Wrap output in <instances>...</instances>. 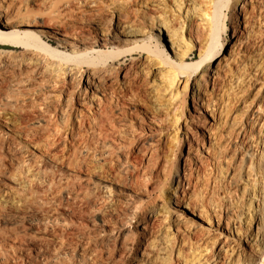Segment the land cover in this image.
<instances>
[{
	"label": "bare ground",
	"instance_id": "obj_1",
	"mask_svg": "<svg viewBox=\"0 0 264 264\" xmlns=\"http://www.w3.org/2000/svg\"><path fill=\"white\" fill-rule=\"evenodd\" d=\"M263 19L264 0H0V264L6 242L13 264H92L110 241L129 264H261ZM160 173L162 207L140 197Z\"/></svg>",
	"mask_w": 264,
	"mask_h": 264
},
{
	"label": "rangeland",
	"instance_id": "obj_2",
	"mask_svg": "<svg viewBox=\"0 0 264 264\" xmlns=\"http://www.w3.org/2000/svg\"><path fill=\"white\" fill-rule=\"evenodd\" d=\"M241 9V8H240ZM242 16H239V21L241 22L242 21ZM263 25H262V29H264V19H263V23H262ZM228 31H227V33L224 35V38H225V40H227L228 42H230V41H234V39H233V31H232V27L229 25V22H228ZM186 103H187V105H188V107H190L191 108V105H192V103H191V100L189 101L188 99L186 100ZM133 154V153H132ZM138 154V155H137ZM140 156H141V154L138 152H135L134 153V155L132 156L131 155V158H130V160L132 161V162H134V163H136V159H138L137 161L139 162V160H140ZM135 159H133V158ZM176 161V160H175ZM171 162V161H170ZM106 166V167H105ZM104 167H105V169H104V167H102V173L101 174H106L107 175V178H109L108 180L111 182L113 179L115 180H113L112 181V183H108V184H110V185H112V186H116L115 184V182L117 181H119V180H121L120 182H118V183H121V182H123V183H127L128 184V187H129V185L130 184H132V182L133 181H136L134 178L136 177L135 175H136V173L134 172V169L131 167L129 170H128V173L126 172V174H128V175H126L124 172H117V169H115V167L114 166H112V168H110V166L109 165H105ZM108 167V168H107ZM110 169V170H109ZM112 169V170H111ZM115 169V170H114ZM132 169V170H131ZM105 170H106V172H105ZM131 170V171H130ZM103 171H104V173H103ZM109 171V172H108ZM99 173V174H100ZM109 173V174H108ZM112 173V174H111ZM114 173V174H113ZM115 173H119L118 175L117 174H115ZM163 174V173H162ZM162 174L160 173V179L161 180H156L155 178H153V179H151V180H148L147 181V183H146V190H144L143 192H141L140 193V197L143 199V200H145V201H148V202H153V203H157V204H159V205H161V207H162V205H163V203L165 204V202H166V199H167V196L169 195V194H171V181H170V179H168L167 177H166V179H168V180H166L165 179V181H163V177H162ZM108 175H109V177H108ZM114 175H116V178L114 177ZM121 175H123V176H121ZM131 175V176H130ZM134 177H133V176ZM111 176H112V178H111ZM118 176H120V178L118 179ZM122 177H124V179L126 178L127 180H128V182H125V180L123 181V178ZM106 178V177H105ZM106 178V179H107ZM130 178H131V180H130ZM132 179H134V180H132ZM140 178H137V180H139ZM151 181V182H150ZM130 182V183H129ZM174 182V181H173ZM117 183V184H118ZM126 184V185H127ZM173 184H175V183H173ZM131 187V186H130ZM163 189V191H160V190H162ZM168 201V200H167ZM98 202H100V200H98ZM167 203V202H166ZM103 203L102 202H100L98 205L100 206V205H102ZM173 211V210H172ZM132 229V228H131ZM90 236V235H89ZM92 236V235H91ZM108 243V244H107ZM115 243V242H114ZM113 243V241H110V243L109 242H105V243H98V245H96V246H94L93 247V255H91L92 256V259H91V261H92V264H129V259L131 258V252H121L120 251V249H119V247H118V245L115 243L114 244ZM8 244L10 245L11 243L9 242V243H5V245H7L8 246ZM4 245V249L5 248H7V250H4V251H2V253H1V255L3 254L4 256H6L7 257V260H9L10 262H8L9 264H13V262L10 260V258L11 257H13V256H15L16 255V253L13 251V250H9L8 248L9 247H6ZM262 261V263L261 264H264V259L263 260H261ZM14 264H20V262H14ZM259 264V263H258Z\"/></svg>",
	"mask_w": 264,
	"mask_h": 264
}]
</instances>
